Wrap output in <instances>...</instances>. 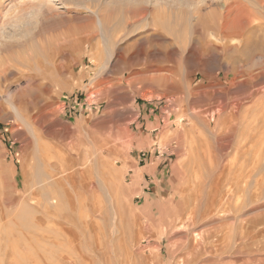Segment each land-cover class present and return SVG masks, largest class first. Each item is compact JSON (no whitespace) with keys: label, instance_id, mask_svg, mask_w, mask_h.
I'll use <instances>...</instances> for the list:
<instances>
[{"label":"rangeland","instance_id":"1","mask_svg":"<svg viewBox=\"0 0 264 264\" xmlns=\"http://www.w3.org/2000/svg\"><path fill=\"white\" fill-rule=\"evenodd\" d=\"M223 1L0 0V264L11 259L15 264H264V142L256 143L262 156L250 178V159L241 158L231 171L222 172L228 150L216 144L211 131L199 136L202 127H193L194 98L186 90L185 66L176 75L185 87L171 94L158 83L129 78L132 66L139 70L146 62L147 48L156 51L172 43L171 48L186 55L191 49L217 47L222 55L210 53L207 71L220 73L221 89L234 80L239 86L211 99L200 94L199 106L209 108L237 92L244 99L233 98L235 103L253 99L247 104L258 110L264 92L257 96L256 91L264 89V78L246 85L249 92L242 83L249 74L264 73V10L256 0H241L258 15L242 18V42L235 53H223V42L212 37L220 27L206 19ZM163 7L179 13L175 32L153 30L152 13L160 14ZM196 7L201 8L200 21L194 18ZM143 8L147 16L133 21V13ZM127 20L128 26L118 32ZM164 20L156 19L159 24ZM227 65L242 72L224 78ZM208 76L192 75L193 87L202 91L201 86L211 84L210 90L218 89L212 74ZM24 105L29 108L25 118ZM113 109L118 113L108 116ZM255 117L260 137L264 116ZM190 138L196 139L193 151ZM210 144L219 151L216 167L202 156ZM62 154L73 164L64 172ZM102 156L120 171L119 188L104 172ZM144 165L150 177L136 179ZM89 169L90 176L78 175ZM73 170L78 172L77 192L67 178ZM84 179H92L96 189L81 203ZM179 215L186 218L182 226ZM188 251H197L195 258Z\"/></svg>","mask_w":264,"mask_h":264},{"label":"bare ground","instance_id":"2","mask_svg":"<svg viewBox=\"0 0 264 264\" xmlns=\"http://www.w3.org/2000/svg\"><path fill=\"white\" fill-rule=\"evenodd\" d=\"M255 1V0H254ZM260 5H261V8L264 10V0H256ZM214 2V1H213ZM217 2V1H215ZM212 3V2H211ZM245 2L241 1V0H224L223 3H216V10L211 13L210 15H208V17L206 18L208 22H211L213 23L214 25H218L220 27V32L216 35H212L213 39L217 42H223L224 44V48H222V51L223 53H235L238 49V45L242 42L243 40V26H242V18H245L246 20H250L254 17H256L258 15V13L256 11H254L253 9H251L250 7H248L246 5V3L244 4ZM197 8V7H196ZM162 9V8H161ZM198 11L195 13L194 15V18L196 21H200L201 19V8H197ZM158 11V10H157ZM157 11H154L152 13V24L154 25V28L153 30L154 31H157V32H163V31H174L176 30V23H174V18H178L179 17V13L175 12L174 9H171V8H167V7H163L162 11L160 14L157 13ZM184 13V12H183ZM182 13V14H183ZM261 13V12H260ZM148 14V9L147 8H143V9H140L139 11H136L135 13H133V15L130 17L133 21L137 22L139 21L140 19H144ZM178 16V17H177ZM181 16V15H180ZM185 16V15H184ZM159 17L162 18L164 21H166L165 23H162V24H159L158 21H156V19ZM182 17V16H181ZM180 17V18H181ZM130 19V20H131ZM175 19V20H176ZM183 19V17H182ZM181 20V19H180ZM245 20V21H246ZM242 21V22H241ZM105 22V21H104ZM127 23L124 24V26H120L119 29H118V32H123L126 28V26H128V23L129 21L127 20L126 21ZM173 23L175 25H173ZM181 23V22H180ZM194 24V23H193ZM203 27V26H202ZM175 32V31H174ZM173 32V33H174ZM167 44V43H166ZM172 43H168L167 45L164 46V48H155L156 51H153L151 48H147L145 51L143 52H146L145 54L148 55L149 57L146 59V62L143 64L142 68H140L139 70H136V68H133L132 66V70L129 74V78H137L139 79V81H143V82H146L148 84H154V83H158L160 84V87H162L164 89V92L165 94L166 93H173L175 91H179V90H183V86L182 84L179 83V81L177 80L178 76L176 77V75L178 74V68L183 64V66H185L186 68V90L187 92L189 93V99H190V96H191V99L194 98L193 100V106H192V110H194V116L196 118V120L193 121V127L196 129L199 128L200 126L202 127L201 130L202 131H199V136L203 135V134H206L207 131H211V133H213V135L215 136L214 137V140L217 142L216 144H219L220 147L223 146V149L224 151H227L228 150V155H226V152L223 153V151L221 153H223V169H222V172H227V170H230V168H232L234 166L235 163H239V159L241 158H245L246 161H248L249 159L251 160L250 163H251V166H250V169L248 170V176L247 178L249 177L250 178V175H252L254 169L257 167L258 165V162H259V159L260 157L262 156L261 155V151L262 149H255L256 148V143L261 140L262 142H264V132L263 134L258 137V133L257 131L255 130V124H254V119L256 118V114L257 115H260V116H264V101L262 99V102L260 101H257V105H259L260 107L257 109H255V104H250L248 105L247 103H250V102H253V99L251 100H248L246 102L244 101H238L237 103H235L233 101V98L234 99H237V100H243V96L244 94L243 93H239L238 95L237 92L233 95H231L229 98L228 96L225 98V96L223 95L222 97L224 98H218L216 101L218 102L217 105L213 104V105H210L209 108H203V106H199L201 104H199V99H197L198 95H202L205 99L206 98H209L211 99V97L213 98L214 97V93H220V94H225L226 92H228L229 90H231L232 88L239 86V83L237 84L236 81H232L230 82L229 84V87L228 88H222L219 87L221 86V84H223L222 80L223 78L220 77V73H215V72H211L210 71L208 72L207 71V68L209 67V63H211V59L209 57L210 53L216 57H220L221 55L219 54V50L220 48H217V47H210V48H205V49H201V50H196V49H191L188 51V53L185 55L183 54H178V52L176 50H174L172 47ZM176 49V48H175ZM136 54V53H135ZM205 57H208V58H205ZM250 57V56H249ZM259 57V56H258ZM120 58H123V54H121ZM138 58V57H137ZM205 58V59H204ZM256 59V58H255ZM217 60V59H216ZM245 60V59H244ZM218 63V62H217ZM195 64V65H194ZM249 64V63H248ZM135 65V64H133ZM213 65V64H212ZM138 67V66H137ZM224 67V70L226 69V72H225V77L224 78H228L230 75H232V73H235V75H239L241 72L238 71L237 69L230 67V65H227V66H223ZM222 67V68H223ZM185 68L183 70H185ZM245 69V68H244ZM249 69V68H248ZM252 69V68H251ZM250 69V70H251ZM263 70V69H262ZM260 71V70H259ZM153 72V73H152ZM199 72H201V74L203 75V77L206 78V76H208L209 74H212V77L211 79L213 83H215L216 85H218V89L216 88V90H210L211 87H213L211 84L209 86L205 85V86H201V88H203L202 91H197L196 88L193 87L194 84H192L194 81L191 80V76L192 75H197ZM245 72V71H244ZM261 72V71H260ZM263 72V71H262ZM248 75V74H247ZM139 77V78H138ZM210 77V76H208ZM264 78V73L263 74H257V75H251L249 74L246 78V83H242V85H245V89L248 88V86L246 87V85H248L249 83L255 81V80H259L260 78ZM261 78V79H262ZM133 80V79H132ZM224 81V80H223ZM243 81V80H242ZM137 82V81H136ZM181 82V81H180ZM239 82V81H238ZM261 84V82H260ZM255 85V84H254ZM216 87V86H214ZM252 86L250 85L249 86V89L251 88ZM235 89V88H234ZM233 89V90H234ZM238 89V88H237ZM236 89V90H237ZM253 89V88H252ZM247 90V89H246ZM250 90H247V92H249ZM106 94H109V89L105 90L104 91ZM233 92V91H231ZM252 92V91H251ZM264 92V89L262 88L261 90H257L256 91V95L257 96H260V93H263ZM11 93V92H10ZM164 94V95H165ZM179 94V93H178ZM254 93H251L250 95H247V96H251L253 95ZM11 95V94H10ZM263 96V95H262ZM196 97V98H195ZM216 97V96H215ZM203 98V99H204ZM202 100V98H201ZM246 100V99H245ZM173 101V100H172ZM192 102V101H191ZM175 103V102H173ZM195 104V105H194ZM185 105V104H184ZM35 106V105H34ZM181 106V105H180ZM217 106V107H215ZM191 107V106H190ZM20 108V107H19ZM183 109V108H182ZM186 109V108H185ZM27 110H29L28 106H25L22 107V113L23 112H26ZM193 112V111H192ZM257 112V113H256ZM118 111L117 110H112L110 113H108V116H113L115 114H117ZM191 113V112H190ZM256 113V114H255ZM189 114V113H188ZM255 114L254 118H253V115ZM23 118L24 115L26 116V113H23ZM252 115V116H251ZM251 116V118H250ZM258 118V117H257ZM27 119V118H26ZM191 119V118H190ZM29 120V118H28ZM181 120V119H180ZM18 121V120H17ZM263 121V120H262ZM14 122V121H13ZM182 122V121H181ZM264 122V121H263ZM19 123V122H18ZM38 124V123H37ZM200 124V126H199ZM40 125V124H39ZM260 125V124H259ZM263 125V124H262ZM127 129V128H126ZM184 130V129H183ZM198 130V129H197ZM261 130V129H260ZM186 132V134L189 132L188 131H184ZM123 135V134H122ZM192 135V134H191ZM212 135V134H211ZM124 136V135H123ZM195 136V135H194ZM188 137V136H186ZM192 137V136H191ZM205 138V137H204ZM196 139L194 138H190V149L193 151V144L195 143ZM203 141V140H202ZM201 141V142H202ZM210 142V141H209ZM208 142V143H209ZM129 143V142H127ZM188 143V142H187ZM212 143V142H211ZM236 144V148L233 150L234 153L230 152L231 150V147L233 146L232 144ZM259 143V142H258ZM201 144V143H200ZM262 143H260L259 145H261ZM205 145V143L203 144ZM232 145V146H231ZM258 145V146H259ZM47 146V145H46ZM45 146V147H46ZM207 146V144H206ZM205 146V147H206ZM257 146V148H258ZM263 147V145H261ZM44 147V148H45ZM199 147V146H198ZM218 147V146H217ZM216 147V148H217ZM48 148V146L46 147ZM116 148V144H114V146L112 145L111 147H109L108 149V155H112V150ZM212 144H210L205 150L202 151V156H204L205 158H209L208 160H210V165L211 166H214L216 167L217 164H218V155L217 153L219 151L216 150H212ZM215 149V148H214ZM46 150V149H45ZM197 150V149H196ZM222 150V149H221ZM189 151V149H188ZM217 151V153L215 152ZM47 152V151H46ZM115 152V151H114ZM118 152V151H117ZM198 152V151H197ZM48 153V152H47ZM46 154V157L48 156V158L51 159V156L50 155H47ZM49 153L51 154V152L49 151ZM100 153V152H99ZM232 153L233 155H230L232 156L230 159L227 158V156H229V154ZM58 154V153H57ZM97 154V153H96ZM102 154V153H100ZM181 154V153H180ZM197 154V153H196ZM220 154V153H219ZM44 155V154H43ZM59 155V154H58ZM99 155V154H98ZM97 155V156H98ZM198 155V154H197ZM194 156V155H193ZM40 157V156H39ZM44 157V156H43ZM54 158V156H52ZM90 157V156H89ZM104 157V156H102ZM111 157V156H110ZM201 157L199 156V159ZM204 158V159H205ZM264 158V157H263ZM55 159V158H54ZM102 159V158H101ZM196 159V158H195ZM198 159V160H199ZM47 160V159H46ZM53 160V159H51ZM50 160V161H51ZM62 160H63V166L62 167H65L66 169L62 168V172L64 171H67V170H70L69 167H73L72 165L73 164H70V160L67 159V156L65 154H62ZM97 160V159H96ZM100 160V159H99ZM197 160V162H198ZM206 160V159H205ZM45 161V160H44ZM54 161V160H53ZM90 161V160H89ZM88 161V162H89ZM202 161H203V158H202ZM237 161V162H236ZM103 162H104V172L106 173V175L110 176V179L112 182H114V185L115 187L117 186L118 188L121 186V183H120V171L117 169V167L114 166V162L112 163V161L106 156L104 157L103 159ZM206 162V161H205ZM243 162V160H242ZM87 163V162H86ZM85 163V164H86ZM202 165V163L200 164ZM206 166V164H204ZM203 165V167H205ZM91 166V165H90ZM101 166V165H100ZM197 166V165H196ZM221 166V165H220ZM264 166V165H263ZM262 166V167H263ZM199 167V166H198ZM201 167V166H200ZM237 167V165H236ZM239 167V166H238ZM241 167V166H240ZM261 167V166H260ZM259 167V168H260ZM219 168V167H218ZM245 168V167H244ZM258 168V169H259ZM91 169V168H90ZM89 170H85L83 172H80L78 175H80L81 177H85V174L87 173L88 176H90V173H89ZM203 169V168H202ZM206 169V168H205ZM204 169V170H205ZM220 169V168H219ZM220 169V171H221ZM243 169V167H242ZM246 169H247V166H246ZM193 170V169H192ZM198 170L200 171V169L198 168ZM207 170V169H206ZM237 170V169H236ZM245 170V169H243ZM260 170V169H259ZM208 171V170H207ZM231 171V170H230ZM235 171V170H234ZM258 171V170H257ZM70 172V171H69ZM68 172V174H69ZM211 172V171H210ZM233 172V171H232ZM255 172V171H254ZM264 172V171H263ZM77 170H73L71 171V173L67 176V178L69 179V182L71 184V188L73 190H75L77 192V182L75 181V176L77 174ZM188 173V172H187ZM218 173V170L216 172V174ZM260 173V172H259ZM226 174V173H225ZM234 174V173H233ZM58 175V174H57ZM213 176V175H212ZM220 176V175H219ZM241 176V175H240ZM189 177V176H188ZM214 177V176H213ZM229 177V176H228ZM233 177V176H232ZM236 177V176H235ZM234 177V178H235ZM231 178V177H230ZM239 178V177H238ZM246 178V179H247ZM65 179V178H64ZM67 179V180H68ZM201 179V178H200ZM212 179V177L210 178V180ZM53 180V179H52ZM219 180V178H218ZM224 180V179H222ZM84 183H82L81 185V191L79 190V193H80V199H81V203L85 200H87V197H85L86 195L88 196V194H95V189H96V185L94 186V181L91 179V180H86L85 179L83 180ZM204 181V180H203ZM240 181V179L238 180ZM248 181V179L246 180ZM245 181V183H246ZM191 182V181H190ZM218 182V181H216ZM224 182V181H223ZM232 182V181H231ZM230 182V183H231ZM234 182L233 181L231 183V185L233 184L234 185ZM67 183V182H66ZM123 183V182H122ZM198 183V182H197ZM202 183V181L200 182ZM205 183V182H203ZM208 183V182H207ZM238 183V182H237ZM236 183V184H237ZM220 184V183H219ZM62 185H63V178H62ZM208 185V184H207ZM206 185V186H207ZM251 185V184H250ZM190 186V185H189ZM202 186V185H201ZM64 187V186H63ZM197 187V186H196ZM200 187V186H199ZM215 188L218 187L217 184H215L214 186ZM235 187V185H234ZM251 187V186H250ZM221 189V188H220ZM121 190V189H120ZM216 190V189H215ZM219 190V189H218ZM231 191H233L231 188H230ZM236 190V189H235ZM201 191V190H200ZM64 192L70 196L71 194L69 193V190L67 188H65ZM203 192V191H202ZM230 192V191H229ZM241 192V191H240ZM199 193V191H198ZM223 193V192H222ZM225 193V192H224ZM231 193V192H230ZM233 193V192H232ZM65 194V195H66ZM77 194V193H75ZM197 194V193H196ZM202 194V193H201ZM201 194L200 197H201ZM208 194V193H207ZM214 194L216 195L217 193L214 192ZM214 194H213V199L215 198L214 197ZM221 194V193H220ZM253 194V193H252ZM258 194V193H257ZM229 195V194H228ZM79 196V194H78ZM230 196V195H229ZM257 196V195H256ZM89 197V196H88ZM259 197V196H258ZM225 198V196L223 197ZM227 198V197H226ZM72 199V198H70ZM219 199V198H218ZM233 199V198H232ZM7 200V199H6ZM83 200V201H82ZM197 200V198H196ZM201 200V198H200ZM220 200V199H219ZM218 200V201H219ZM239 200V199H238ZM69 201V200H68ZM185 201V200H184ZM203 201V200H202ZM225 202L227 201L224 200ZM252 201V200H251ZM71 202V201H70ZM201 202V201H200ZM204 202V201H203ZM202 202V203H203ZM23 203V202H22ZM78 203V202H77ZM213 203V202H212ZM237 203V202H236ZM223 204V203H222ZM222 204L220 206H222ZM84 205V204H83ZM195 205V204H194ZM197 205V204H196ZM207 205V204H206ZM224 205V204H223ZM229 205V204H228ZM208 206V205H207ZM215 206V205H214ZM82 207V205H81ZM195 207V206H194ZM206 207V206H205ZM210 207H213V206H210ZM216 207V206H215ZM222 208V207H221ZM228 208V207H227ZM197 209V208H196ZM224 209V208H223ZM209 210V208H208ZM213 210V209H212ZM228 210V209H227ZM226 210V211H227ZM192 211V210H191ZM190 211V212H191ZM204 211V210H203ZM219 211V209H218ZM186 212V211H184ZM207 212V211H206ZM210 212V210L208 211ZM212 212V211H211ZM189 213V212H188ZM196 213V211H195ZM202 212L200 211L199 214H201ZM218 213V212H217ZM223 213V212H221ZM194 215V214H193ZM202 215V214H201ZM208 214H206L207 216ZM210 215V214H209ZM205 216V217H206ZM9 217V216H8ZM187 217V215H186ZM200 217V216H198ZM197 217V220H199ZM204 217V216H203ZM201 217V218H203ZM210 217V216H209ZM208 217V218H209ZM189 218V216H188ZM193 218V217H192ZM214 218V217H213ZM186 219V218H185ZM184 217H182L181 215L178 216V219H177V223L178 225H181L180 223H182L184 220ZM194 219V218H193ZM206 219V218H205ZM196 220V221H197ZM208 220V219H206ZM211 220V219H210ZM179 221V222H178ZM194 221V220H193ZM191 221V223L193 222ZM214 221V220H213ZM212 221V222H213ZM220 221V220H219ZM223 222V220H221ZM190 222V221H189ZM195 222V221H194ZM208 222V221H207ZM227 222V221H226ZM91 223V222H90ZM196 223V222H195ZM203 223V221H202ZM215 223V222H213ZM189 224V223H188ZM194 224V223H193ZM192 224V225H193ZM197 224V223H196ZM39 225V223H38ZM205 225V224H204ZM182 226V225H181ZM184 226V225H183ZM195 226V225H194ZM198 226V225H197ZM42 227V226H41ZM179 227V226H178ZM247 229V228H246ZM213 232V231H212ZM210 232V234L212 233ZM209 233V232H208ZM207 233V234H208ZM218 234V233H217ZM193 235H196V234H193ZM212 235V234H211ZM204 236V235H203ZM202 236V238H203ZM38 237V236H37ZM199 237H201L199 235ZM247 237V236H246ZM251 237V236H250ZM191 238H194V237H191ZM197 238V237H196ZM217 238V236H216ZM241 239V238H240ZM243 239V238H242ZM245 239V238H244ZM250 239V238H249ZM193 241V239H191ZM204 240L205 237H204ZM214 239H212L211 242H213ZM218 240V239H217ZM195 241V240H194ZM209 241V242H210ZM220 241V240H219ZM186 242V241H185ZM208 242V243H209ZM210 242V243H211ZM239 242V241H238ZM12 243V242H11ZM197 243V241L195 242ZM215 243V241H214ZM241 243V242H240ZM245 243V242H244ZM181 244V243H179ZM182 244L184 245V243L182 242ZM187 244V243H186ZM222 244V243H221ZM200 245V244H198ZM198 245H193L194 247H197ZM206 245L207 242H206ZM212 245V244H211ZM215 245V244H214ZM223 245V244H222ZM238 245V243H237ZM7 246V245H6ZM138 246V245H137ZM210 246V244H209ZM216 246V245H215ZM218 246V244H217ZM216 246V247H217ZM241 247V245H239ZM5 247V246H4ZM133 247V246H132ZM193 247V248H194ZM205 247V246H204ZM204 247H201L204 249ZM211 247V246H210ZM220 247V245H219ZM228 247V246H227ZM191 248V246H190ZM212 248V247H211ZM223 248V246H222ZM236 248V247H235ZM25 249V248H24ZM181 249L182 246H181ZM196 249V248H195ZM191 251V249H189ZM207 250V249H206ZM223 250V249H222ZM28 251V250H27ZM141 251V250H140ZM188 251V252H190ZM197 251H199L197 249ZM196 251V252H197ZM201 251V250H200ZM199 251V252H200ZM205 251V250H203ZM218 251V249H217ZM240 251V249H239ZM242 251V250H241ZM194 251V258H195V253ZM212 252V251H211ZM260 252V251H259ZM184 253V252H183ZM182 253V255H183ZM191 253V252H190ZM209 253V252H208ZM207 253V255H208ZM217 253V252H216ZM215 253V254H216ZM257 253V252H256ZM3 254V253H2ZM186 254V253H185ZM191 253V256L193 255ZM200 254V253H199ZM204 254V252L202 253V255ZM214 254V252H213ZM261 254V253H260ZM160 255V254H159ZM189 255V254H187ZM206 255V256H207ZM217 255V254H216ZM180 256V255H179ZM178 256V257H179ZM185 256V255H184ZM190 256V255H189ZM205 257V255H203ZM213 256V255H212ZM181 257V256H180ZM183 257V256H182ZM208 257V256H207ZM189 258V257H187ZM191 258V257H190ZM193 258V256H192ZM198 258V257H197ZM199 258H201V256L199 255ZM203 258V257H202ZM253 258V256H252ZM183 259L185 260V258L183 257ZM221 259V258H220ZM224 259V258H222ZM30 260V259H29ZM129 260V259H128ZM132 260V259H131ZM182 260V258H181ZM191 259H189V261L186 259L185 261L190 262ZM196 260V259H194ZM198 260V259H197ZM264 260V259H263ZM20 261V260H19ZM178 261H180V258L178 259ZM199 261V260H198ZM197 261V262H198ZM204 261V260H202ZM8 262V261H7ZM186 262V263H187ZM196 262V261H194ZM181 263V261H180ZM193 263V262H192ZM9 264H15V261H13L12 259L10 260V263ZM18 264V263H16ZM127 264V263H126ZM131 264V263H129ZM147 264V263H146ZM177 264V263H176ZM188 264V263H187Z\"/></svg>","mask_w":264,"mask_h":264},{"label":"crops","instance_id":"3","mask_svg":"<svg viewBox=\"0 0 264 264\" xmlns=\"http://www.w3.org/2000/svg\"><path fill=\"white\" fill-rule=\"evenodd\" d=\"M142 169L141 170H138V171H136L135 172V177H136V179H139V178H141V177H146V176H148V177H150V175H151V173L147 170V166L146 165H144V166H142L141 167ZM148 169H149V167H148ZM142 192L144 193L145 191L144 190H142Z\"/></svg>","mask_w":264,"mask_h":264},{"label":"built area","instance_id":"4","mask_svg":"<svg viewBox=\"0 0 264 264\" xmlns=\"http://www.w3.org/2000/svg\"><path fill=\"white\" fill-rule=\"evenodd\" d=\"M143 155H145V154H143Z\"/></svg>","mask_w":264,"mask_h":264}]
</instances>
